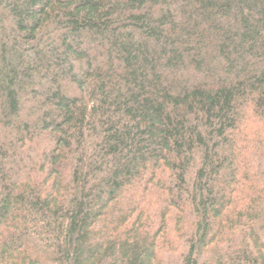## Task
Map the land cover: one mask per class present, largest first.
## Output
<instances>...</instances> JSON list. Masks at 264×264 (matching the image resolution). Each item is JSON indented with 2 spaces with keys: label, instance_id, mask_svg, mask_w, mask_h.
Listing matches in <instances>:
<instances>
[{
  "label": "trees",
  "instance_id": "trees-1",
  "mask_svg": "<svg viewBox=\"0 0 264 264\" xmlns=\"http://www.w3.org/2000/svg\"><path fill=\"white\" fill-rule=\"evenodd\" d=\"M0 264H264V0H0Z\"/></svg>",
  "mask_w": 264,
  "mask_h": 264
}]
</instances>
